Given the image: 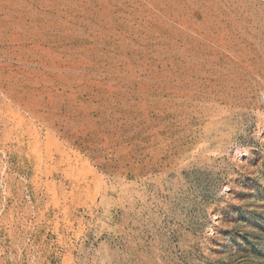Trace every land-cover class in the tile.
<instances>
[{"label":"rangeland","instance_id":"obj_1","mask_svg":"<svg viewBox=\"0 0 264 264\" xmlns=\"http://www.w3.org/2000/svg\"><path fill=\"white\" fill-rule=\"evenodd\" d=\"M0 264H264V0H0Z\"/></svg>","mask_w":264,"mask_h":264},{"label":"bare ground","instance_id":"obj_2","mask_svg":"<svg viewBox=\"0 0 264 264\" xmlns=\"http://www.w3.org/2000/svg\"><path fill=\"white\" fill-rule=\"evenodd\" d=\"M236 153V152H235ZM239 154V153H238Z\"/></svg>","mask_w":264,"mask_h":264}]
</instances>
